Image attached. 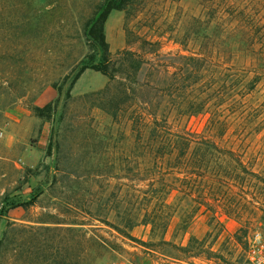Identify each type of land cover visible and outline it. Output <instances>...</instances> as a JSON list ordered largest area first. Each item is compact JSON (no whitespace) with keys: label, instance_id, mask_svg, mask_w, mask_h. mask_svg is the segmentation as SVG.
Returning <instances> with one entry per match:
<instances>
[{"label":"rangeland","instance_id":"obj_1","mask_svg":"<svg viewBox=\"0 0 264 264\" xmlns=\"http://www.w3.org/2000/svg\"><path fill=\"white\" fill-rule=\"evenodd\" d=\"M227 1L264 16V0H134L103 25L112 61L131 51L142 62L139 107L195 133L224 111L226 132L211 140L230 154L184 175L167 172L143 144L136 152L129 110L118 125L98 107L105 77L85 69L74 80L94 55L81 26L100 0H0V264H42L49 253L64 264L241 256L246 238L264 227V78L239 89L256 62L238 52L247 41L241 32L227 29ZM188 55L203 59L220 100L178 116L162 87ZM216 169L223 183L213 181Z\"/></svg>","mask_w":264,"mask_h":264},{"label":"trees","instance_id":"obj_2","mask_svg":"<svg viewBox=\"0 0 264 264\" xmlns=\"http://www.w3.org/2000/svg\"><path fill=\"white\" fill-rule=\"evenodd\" d=\"M133 2L134 0H100L94 12L84 20L81 26L82 35L89 47L94 50V55L86 56V61L79 68L74 80L85 69L97 72L107 79L108 84L97 92L102 100L98 103V107L112 119L114 124L118 125L120 117L129 110L126 115V121L129 123L127 134L134 143L136 152L140 148H137L138 144L139 146L143 144L141 147H144V153L148 157H152L155 161L161 160L160 162L165 160L167 172L177 170V173L184 175L205 172L211 168L208 162L212 157L216 155L223 159L230 154V151L217 147L211 140V136L220 138L226 132L224 111L218 109L213 111L214 118L207 121L204 130L200 133L172 126L164 118L157 119L155 113H150L137 104L133 89L136 84V74L142 63L140 59L131 51L118 52L115 54L116 59L113 61L110 59L103 34L104 22L111 11H123ZM235 2L237 5L231 2L228 4V1L225 5L232 9L230 14L225 12L231 19L227 29L231 32L234 28L235 31L241 32L247 41L238 52L243 51L244 60L250 65L251 61L256 62V67H251L252 70H249L252 75L250 77L246 75L239 88L250 91L260 79L264 78V16L257 17L250 11L251 9H246L245 5L241 6L237 1ZM179 58L180 63L173 67L175 71L166 73L167 78L163 82L162 95L178 116L199 114L208 109L207 104L212 98L219 99L217 94L220 87L210 78L208 80H211V84H207L208 81L203 74L206 70L203 59L191 55ZM216 64L214 67H218V63ZM114 82L117 84L113 87ZM239 83L236 81L234 86ZM217 170L213 181L223 183L222 179L225 178L226 173L223 170ZM49 248L56 251L52 246ZM49 254L42 256L40 259L42 264L49 262L64 264L61 261L57 263ZM71 262L69 261L68 264H73Z\"/></svg>","mask_w":264,"mask_h":264},{"label":"built area","instance_id":"obj_3","mask_svg":"<svg viewBox=\"0 0 264 264\" xmlns=\"http://www.w3.org/2000/svg\"><path fill=\"white\" fill-rule=\"evenodd\" d=\"M2 129L0 128V138ZM188 264V263H179ZM196 264V263H193ZM197 264H264V227L253 231L247 238L242 249L241 256L233 260L205 259Z\"/></svg>","mask_w":264,"mask_h":264}]
</instances>
